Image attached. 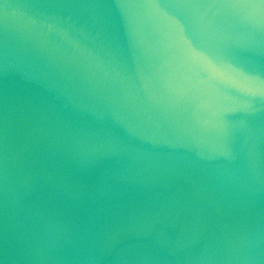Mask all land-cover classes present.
Wrapping results in <instances>:
<instances>
[{"label":"water","instance_id":"obj_1","mask_svg":"<svg viewBox=\"0 0 264 264\" xmlns=\"http://www.w3.org/2000/svg\"><path fill=\"white\" fill-rule=\"evenodd\" d=\"M0 264H264V0H0Z\"/></svg>","mask_w":264,"mask_h":264}]
</instances>
